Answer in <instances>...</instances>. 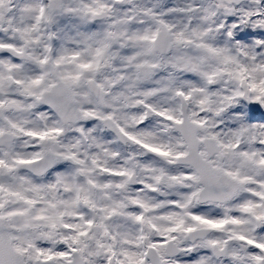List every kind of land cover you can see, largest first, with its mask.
Returning a JSON list of instances; mask_svg holds the SVG:
<instances>
[{"label":"snow or ice","instance_id":"1","mask_svg":"<svg viewBox=\"0 0 264 264\" xmlns=\"http://www.w3.org/2000/svg\"><path fill=\"white\" fill-rule=\"evenodd\" d=\"M0 264H264V0H0Z\"/></svg>","mask_w":264,"mask_h":264}]
</instances>
